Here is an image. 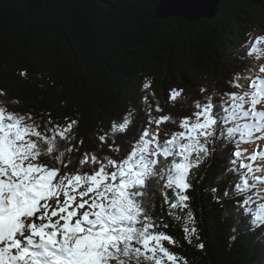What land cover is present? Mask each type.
Returning a JSON list of instances; mask_svg holds the SVG:
<instances>
[{"label": "trees", "instance_id": "trees-1", "mask_svg": "<svg viewBox=\"0 0 264 264\" xmlns=\"http://www.w3.org/2000/svg\"><path fill=\"white\" fill-rule=\"evenodd\" d=\"M157 4L158 0H0V90L9 102L20 101L10 103L7 110L30 112L39 124L47 123L49 114L54 123L77 120L81 137L76 135V140L83 141L79 146L75 143L79 151L96 154L100 149L99 157L119 161L130 152L139 130L124 133L122 144L108 140L101 145L95 133L101 136L110 121L121 119L130 109H135L133 119L140 123L146 116L145 96L157 117L156 105L165 111L174 104L170 92L182 89L181 99L169 107L175 109L171 116L177 123L162 126L167 129L171 124L170 133L180 131L179 121L192 115L193 102L204 97L202 88L207 89L202 72L214 71L205 73V81L230 90L228 82L242 60L238 53L227 52L237 47L234 42L242 36L240 51L248 50L246 43L259 36L249 30L255 20L245 7L264 6V0H221L216 16L204 23L157 20ZM147 82L151 87L145 90ZM59 100H63L60 108ZM117 146L119 153L112 150ZM228 158L229 150L225 158L210 156L191 180L187 195L199 227L198 242L189 244L183 230L168 229L179 243L174 249L187 264H260L263 260L261 245L249 238L259 231L224 199L236 179L234 174L224 175ZM152 192L150 211L157 219L164 218L158 191L153 187ZM200 243L203 249L195 246Z\"/></svg>", "mask_w": 264, "mask_h": 264}, {"label": "snow or ice", "instance_id": "snow-or-ice-1", "mask_svg": "<svg viewBox=\"0 0 264 264\" xmlns=\"http://www.w3.org/2000/svg\"><path fill=\"white\" fill-rule=\"evenodd\" d=\"M261 44L264 37L246 43L247 55L264 56ZM259 73L233 76L230 86L244 89L242 94L213 91L206 103L193 102L196 111L179 121L180 132L170 133L162 127L177 121L171 115L154 117L145 96L147 126L132 143L131 151L119 161L85 153L75 173L63 169L72 162L65 160L66 154L76 150L71 141L76 139L73 129L77 120L60 125L49 114L41 131L30 112H9L0 101V264H187L186 258L164 244L179 246L178 241L156 231L169 225L150 211L152 189L162 196V213L166 206V214L183 224L184 239L189 244L194 237L198 240L187 195L196 175L193 170L215 154L218 142L239 149L241 144L264 140V65ZM242 79L249 81L247 86L239 83ZM150 87V82L145 83V90ZM182 93V89H173L169 101L178 102ZM216 96L220 97L218 104ZM155 111L163 109L157 104ZM134 114L135 109H130L122 122L113 121L110 130L98 137L101 145L109 139L115 143L119 134L126 133ZM162 135L168 138L162 139ZM57 138L69 146L61 148ZM112 150L121 151L118 146ZM44 156L60 167H49L41 160ZM257 161H264V151L245 156L244 151L234 150L224 173L238 176L224 196L241 198L236 207L253 228L264 227V203H256L253 195L258 186L264 188V176L256 175L264 171V164L254 168ZM84 165L94 167L90 173L81 172ZM52 200L55 208L49 203ZM195 246L204 248L202 243Z\"/></svg>", "mask_w": 264, "mask_h": 264}, {"label": "water", "instance_id": "water-1", "mask_svg": "<svg viewBox=\"0 0 264 264\" xmlns=\"http://www.w3.org/2000/svg\"><path fill=\"white\" fill-rule=\"evenodd\" d=\"M221 0H158L154 12L157 20L180 18L189 22L200 17L214 18Z\"/></svg>", "mask_w": 264, "mask_h": 264}, {"label": "rangeland", "instance_id": "rangeland-1", "mask_svg": "<svg viewBox=\"0 0 264 264\" xmlns=\"http://www.w3.org/2000/svg\"><path fill=\"white\" fill-rule=\"evenodd\" d=\"M245 10L248 14H250L254 20H255V26L252 27V28H249V30H251V34H257L259 32V36L260 34L262 33L261 31L263 30L264 31V6H248V7H245ZM216 16V15H215ZM213 19V18H211ZM209 18H206V17H200L198 18L196 21L197 22H203L205 20H211ZM196 21H193V22H196ZM261 30V31H260ZM258 36V37H259ZM264 37V34L263 36ZM245 37H242L240 39H238V41H235L234 45L236 46L239 42H241ZM261 49H264V44H261L260 45ZM225 48H228V46H226ZM224 48V49H225ZM237 48V47H236ZM233 49V51H228L227 54H233V53H239L240 52V48H237V49ZM229 50V49H228ZM264 65V56H262L261 58L257 59L255 57H250V62H249V67L251 70H254L256 72V74H260L259 73V69H260V66ZM205 73H208V74H212L214 73V71H210L209 70H206L205 72H202L201 75L205 78L206 80V77H205ZM200 75V73H197ZM261 75H264V74H261ZM222 77V75H220ZM220 76H217V78H219ZM224 77V76H223ZM203 80V84L206 82V87H207V93H206V97L208 95H210L213 91H215L217 89L216 85H212V82L211 81H205ZM249 81L247 80H243V82L241 84L243 85H247ZM196 85L198 84L196 81H195ZM203 86V85H201ZM188 97H190V93L189 92H186L185 93ZM63 105V100H59V108L62 107ZM185 106V104H184ZM170 107V106H169ZM169 107L165 108V111L163 112H159V114H164V115H172L174 114L173 113V110L170 109ZM156 112V111H155ZM157 113V117H158V112ZM44 125H46V123L42 124V128H41V131L44 130ZM202 173V172H201Z\"/></svg>", "mask_w": 264, "mask_h": 264}, {"label": "bare ground", "instance_id": "bare-ground-1", "mask_svg": "<svg viewBox=\"0 0 264 264\" xmlns=\"http://www.w3.org/2000/svg\"><path fill=\"white\" fill-rule=\"evenodd\" d=\"M102 38H104V37H102ZM102 40H103V39H102ZM102 40H101V41H102ZM104 40H105V39H104ZM19 102H20V101H19ZM240 263H241V262H240Z\"/></svg>", "mask_w": 264, "mask_h": 264}]
</instances>
